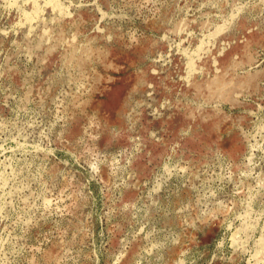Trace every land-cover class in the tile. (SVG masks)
<instances>
[{"label": "rangeland", "instance_id": "374dc122", "mask_svg": "<svg viewBox=\"0 0 264 264\" xmlns=\"http://www.w3.org/2000/svg\"><path fill=\"white\" fill-rule=\"evenodd\" d=\"M0 53V264H264V0H0Z\"/></svg>", "mask_w": 264, "mask_h": 264}, {"label": "bare ground", "instance_id": "6f19581e", "mask_svg": "<svg viewBox=\"0 0 264 264\" xmlns=\"http://www.w3.org/2000/svg\"><path fill=\"white\" fill-rule=\"evenodd\" d=\"M96 1V0H95ZM54 2H57V0H54ZM193 2V1H192ZM220 2V1H219ZM25 3H27V2H25ZM232 3V2H231ZM198 4H200V3H198ZM201 4H203V3H201ZM220 4V3H219ZM228 4V3H227ZM16 5V4H15ZM207 5V4H206ZM56 7H59V5L57 4V5H55ZM101 6V5H100ZM178 6V5H177ZM202 6V5H201ZM205 6V5H204ZM227 6V5H226ZM61 7V6H60ZM209 7V6H208ZM228 7V6H227ZM102 8V7H101ZM217 8V7H216ZM220 8V7H219ZM240 8V7H239ZM40 8H38V10H39ZM61 9V8H60ZM63 9V8H62ZM197 9V8H196ZM198 10V9H197ZM219 10V9H218ZM236 10V9H235ZM35 11V10H34ZM103 11V10H102ZM194 11V10H193ZM234 11V10H233ZM250 11V10H249ZM25 12V11H24ZM36 12H39V11H36ZM216 12H217V10H216ZM200 13H201V11H200ZM200 13H199V15H200ZM203 13V12H202ZM238 13V12H237ZM29 14H31V13H29ZM39 14V13H38ZM38 14H37V17H39L38 16ZM102 14V13H101ZM107 14V13H106ZM187 14V13H186ZM215 14V13H214ZM240 14V13H239ZM25 15H26V13H25ZM28 15V14H27ZM68 15V14H67ZM213 15V14H212ZM231 15V14H230ZM252 15V14H251ZM102 16H103V14H102ZM107 16V15H106ZM114 16V15H113ZM197 16V15H196ZM217 16V15H216ZM219 16H221V15H219ZM257 16V15H256ZM34 17V16H33ZM232 18H233V16H231ZM207 18V17H206ZM213 18V17H212ZM256 18V17H255ZM257 18H258V16H257ZM208 19V18H207ZM220 19V18H219ZM238 19V18H237ZM26 20V19H25ZM27 20H28V18H27ZM210 20V19H209ZM217 20V19H216ZM100 21V20H99ZM219 21V20H218ZM235 21V20H234ZM233 21V22H234ZM33 22H34V20H33ZM33 22H31V23H33ZM211 22V21H210ZM224 22V21H223ZM30 23V24H31ZM37 23V22H36ZM35 23V24H36ZM212 23H213V21H212ZM227 23V22H226ZM214 24V23H213ZM225 24V23H224ZM221 25H223V24H221ZM227 26H229V25H227ZM224 27H226V26H224ZM229 28V27H228ZM204 29V28H203ZM209 29V28H208ZM207 29V30H208ZM225 29V28H224ZM192 30V29H191ZM206 30V31H207ZM229 30V29H228ZM193 31V30H192ZM203 31V30H202ZM201 31V32H202ZM219 32V31H218ZM248 32V31H247ZM5 33V32H4ZM180 33V32H179ZM184 33H186V32H184ZM6 34V33H5ZM191 34V33H190ZM215 34V33H214ZM201 35H202V33H201ZM214 36H217V35H214ZM213 36V37H214ZM211 37H212V35H211ZM199 40V39H198ZM215 40V39H214ZM213 40V41H214ZM209 41V40H208ZM175 42V41H174ZM182 42V41H181ZM202 42V41H201ZM204 42V41H203ZM215 42V41H214ZM208 43V42H207ZM177 44V43H176ZM201 44V43H200ZM205 44V43H204ZM202 45V44H201ZM207 45V44H206ZM209 45V44H208ZM202 47V46H201ZM200 48V47H199ZM223 48V47H222ZM183 49V48H182ZM193 49V48H192ZM261 50V49H260ZM179 51V50H178ZM177 51V52H178ZM200 51V50H199ZM258 51V50H257ZM181 52V51H180ZM194 52V51H193ZM201 52V51H200ZM47 53V52H46ZM183 53V52H182ZM1 54V53H0ZM6 54V53H5ZM12 54V53H11ZM175 54V53H174ZM189 54V53H188ZM260 54V53H259ZM8 55V54H7ZM10 55V54H9ZM167 55H169V54H167ZM218 55V54H217ZM186 56V55H185ZM9 57V56H8ZM167 57V56H166ZM256 57V56H255ZM7 58V57H6ZM68 58V57H67ZM70 58V57H69ZM200 60V59H199ZM190 61V60H189ZM169 62V61H168ZM4 63V62H3ZM20 63V62H19ZM255 64V63H254ZM1 65V64H0ZM16 65V64H15ZM212 65H213V63H212ZM215 65V64H214ZM20 66H22V65H20ZM193 66V65H192ZM251 66V65H250ZM252 67V66H251ZM254 67V66H253ZM19 68V67H18ZM193 69V68H192ZM253 69V68H252ZM214 70H215V68H214ZM191 72V71H190ZM218 72V71H217ZM191 75V74H190ZM1 79V78H0ZM11 79V78H10ZM189 79V78H188ZM2 82V81H1ZM263 84V83H262ZM9 85V84H8ZM10 87H11V85H10ZM5 89V88H4ZM236 97V96H235ZM208 102V101H207ZM216 102V101H215ZM214 102V103H215ZM220 103V102H219ZM218 105V104H217ZM214 107H217V106H214ZM205 108V107H204ZM156 111V110H155ZM251 161V160H250ZM250 163V162H249ZM168 168V167H167ZM94 170H95V168H94ZM165 172H166V169H165ZM173 174V173H172ZM126 176V175H125ZM134 176V175H133ZM162 178V177H161ZM159 185V184H158ZM159 189H160V187H159ZM161 190V189H160ZM159 190V191H160ZM186 200V199H185ZM184 200V201H185ZM170 203V202H169ZM185 203V202H184ZM170 206V205H169ZM187 206V205H186ZM189 206V205H188ZM246 208V207H245ZM249 208V207H248ZM186 209H187V207H186ZM247 209V208H246ZM207 213V212H206ZM206 213H204V215H206ZM245 213V212H244ZM247 214V213H246ZM246 214H245V216H246ZM180 215H181V213H180ZM187 215H188V213H187ZM172 216V215H171ZM183 216V215H182ZM201 216H203V215H201ZM249 216V215H248ZM181 217V216H180ZM198 218V217H197ZM182 219V218H181ZM185 219V218H184ZM199 219V218H198ZM194 220V219H193ZM243 220V219H242ZM183 221V220H182ZM245 222V221H244ZM246 223V222H245ZM249 223H251V222H249ZM254 223V222H253ZM184 224V223H183ZM186 224H187V222H186ZM249 225V224H248ZM247 225V226H248ZM243 226V225H242ZM249 226H251V225H249ZM247 228V227H246ZM238 229V228H237ZM244 229V228H243ZM264 229V228H263ZM263 232V231H262ZM250 234V233H249ZM263 234V233H262ZM260 235H261V233H260ZM179 236V235H178ZM233 236V235H232ZM235 236V235H234ZM234 236H233V238H234ZM262 236V235H261ZM263 239V238H262ZM186 240V239H185ZM178 241V240H177ZM237 241V240H236ZM235 241V242H236ZM262 242H264V240L262 241ZM182 243V242H181ZM184 243V242H183ZM241 243V242H240ZM239 243V244H240ZM185 249V248H184ZM181 252H182V250H181ZM191 252V251H190ZM183 253V252H182ZM187 254V253H186ZM256 254V253H255ZM184 255V254H183ZM180 256V255H179ZM255 256V255H254ZM173 259V258H172ZM181 259V258H180ZM181 261V260H180Z\"/></svg>", "mask_w": 264, "mask_h": 264}]
</instances>
